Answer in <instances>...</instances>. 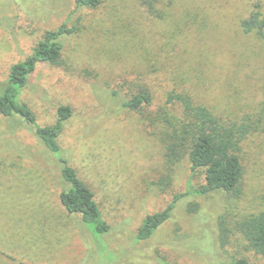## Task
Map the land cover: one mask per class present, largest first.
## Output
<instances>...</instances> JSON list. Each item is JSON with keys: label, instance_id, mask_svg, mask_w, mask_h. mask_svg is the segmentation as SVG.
Returning <instances> with one entry per match:
<instances>
[{"label": "rangeland", "instance_id": "rangeland-1", "mask_svg": "<svg viewBox=\"0 0 264 264\" xmlns=\"http://www.w3.org/2000/svg\"><path fill=\"white\" fill-rule=\"evenodd\" d=\"M142 1L88 8L76 0H0V82L48 30L76 28L63 38L61 65L40 63L21 98L41 125L55 124L60 106L73 109L60 146L110 224L96 237L64 207L56 156L23 119L0 113V264H264L239 231L264 212L260 129L238 144L237 192L183 196L151 239H137L148 215L205 182L188 159L170 171L150 123L158 112L177 113L171 94L192 95L222 130L264 119V38L242 25L264 14V0H156L152 11ZM141 85L152 103L126 107Z\"/></svg>", "mask_w": 264, "mask_h": 264}, {"label": "trees", "instance_id": "trees-1", "mask_svg": "<svg viewBox=\"0 0 264 264\" xmlns=\"http://www.w3.org/2000/svg\"><path fill=\"white\" fill-rule=\"evenodd\" d=\"M156 0H143L142 4L152 11ZM79 7L97 8L102 0H76ZM246 32L256 30L264 38V14L253 12L243 23ZM75 27L63 24L57 29L48 30L33 52L23 61L15 63L8 79L0 82V113L5 117L18 116L30 125L35 135L47 149L53 153L60 165L66 188L61 192L64 207L72 214H79L96 237L110 230V224L104 220L94 191L79 177L70 160L64 156L60 146V137L66 122L72 117L73 109L62 105L58 108L57 121L53 125H41L32 109L22 101V92L27 86L37 66L46 62L61 65L63 38L75 32ZM152 96L146 86H139L136 93L125 102V106L142 111L152 103ZM168 104L174 106L177 113L158 114L150 118L155 122L158 136L165 149V159L170 171L188 159L190 169L195 174L205 172V182L199 187L189 186L185 193L175 196L167 208L148 215L137 231L139 241H148L172 215L177 202L183 196L207 195L213 192L226 194L239 190L244 175V166L239 155V142L254 129L264 132V119L248 122L237 132L220 128L217 118L205 106L196 103L195 98L187 93L171 94ZM161 111V110H160ZM244 129V131H243ZM170 177V176H169ZM239 231L247 240L248 247L264 256V212L251 216L239 225ZM227 234H221L222 244L227 243ZM26 264V263H25ZM165 264H176L165 262ZM230 264H249L245 258H234Z\"/></svg>", "mask_w": 264, "mask_h": 264}]
</instances>
